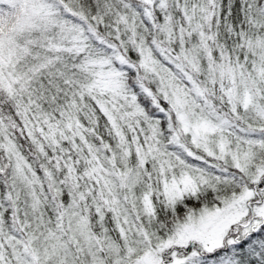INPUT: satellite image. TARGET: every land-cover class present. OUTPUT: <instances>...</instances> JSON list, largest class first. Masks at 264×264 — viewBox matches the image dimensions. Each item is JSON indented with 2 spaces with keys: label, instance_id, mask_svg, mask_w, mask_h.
<instances>
[{
  "label": "snow or ice",
  "instance_id": "snow-or-ice-1",
  "mask_svg": "<svg viewBox=\"0 0 264 264\" xmlns=\"http://www.w3.org/2000/svg\"><path fill=\"white\" fill-rule=\"evenodd\" d=\"M0 264H264V0H0Z\"/></svg>",
  "mask_w": 264,
  "mask_h": 264
}]
</instances>
